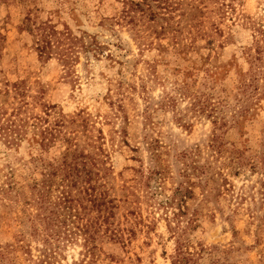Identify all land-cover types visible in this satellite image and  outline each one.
<instances>
[{
    "label": "rangeland",
    "instance_id": "rangeland-1",
    "mask_svg": "<svg viewBox=\"0 0 264 264\" xmlns=\"http://www.w3.org/2000/svg\"><path fill=\"white\" fill-rule=\"evenodd\" d=\"M142 1L0 0V264H264V0ZM69 147L112 200L88 243L39 203Z\"/></svg>",
    "mask_w": 264,
    "mask_h": 264
},
{
    "label": "trees",
    "instance_id": "trees-1",
    "mask_svg": "<svg viewBox=\"0 0 264 264\" xmlns=\"http://www.w3.org/2000/svg\"><path fill=\"white\" fill-rule=\"evenodd\" d=\"M143 3H136L141 10L145 11V6L150 8L149 0H143ZM49 34V33H46ZM47 36V35H45ZM44 44L41 46V52L46 53L45 49L50 43L43 39ZM4 107H0V135L5 133L6 141L10 143H18L22 136L20 130L23 124L17 120V115L14 112L8 114ZM223 124V123H222ZM225 124V121H224ZM47 134L46 131H44ZM46 136H43L41 141L44 143ZM50 140V137L48 138ZM186 154H184L185 156ZM70 157V158H69ZM91 155H86L84 152L77 153L76 149L68 148L64 154V159L49 173H45L43 180V188H39V198L41 209L47 210V214L43 216L44 220L48 221L51 231L49 235L52 237L61 238L66 237L68 242H73L82 235L87 241L91 236H96L106 232L103 229L104 224L110 223V218L114 215L112 211V200L105 199L104 201H96L93 192L100 189V185H96L94 176L97 173L90 165H95ZM201 167H199L200 169ZM203 173L204 171L201 170ZM61 174L57 181L53 176ZM163 170L152 169L144 180V185L153 187L152 180L156 182L163 178ZM57 183L60 190L57 199H53L51 190L47 188L50 185ZM46 186V189H44ZM157 187V186H156ZM184 185L180 183L176 187L175 195L181 198H186L191 194V189L185 187L186 192L183 191ZM192 195H189L191 197ZM183 200V199H182ZM108 229V225H106ZM124 233H118L115 229L111 230L110 237L121 238ZM177 248L179 254L174 258L173 264H191L192 255L188 251L183 250L182 242L179 240Z\"/></svg>",
    "mask_w": 264,
    "mask_h": 264
}]
</instances>
